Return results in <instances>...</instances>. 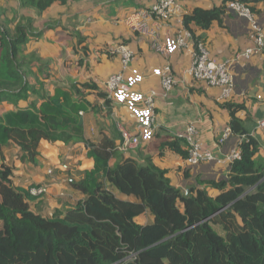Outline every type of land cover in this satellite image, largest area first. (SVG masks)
I'll list each match as a JSON object with an SVG mask.
<instances>
[{
    "label": "trees",
    "instance_id": "1",
    "mask_svg": "<svg viewBox=\"0 0 264 264\" xmlns=\"http://www.w3.org/2000/svg\"><path fill=\"white\" fill-rule=\"evenodd\" d=\"M79 1L83 0H20L38 14ZM260 1L222 0L208 9L193 7L182 16L183 29L197 50V33L220 24L232 12L230 3L239 2L258 15ZM43 33L30 19L14 27L0 25V103L14 105L0 114V153L13 144L23 158L33 160L41 142L67 145L77 138L93 167L73 172L77 180L71 185L84 199L46 217L31 209L28 190L18 192L11 184V168L0 163V264H264V158L260 143L237 116L244 106L230 100L222 104L239 150L227 174L204 180L196 176L182 190L153 163L155 155L165 152L187 160L182 138L156 129L138 159L119 151L124 138L111 121L105 128L108 134L104 123L97 124L99 140L84 138L80 113L105 119L116 104L96 82L59 84L53 95L40 97L38 105L18 107L33 90L29 75L39 61L25 59L21 47ZM183 178H190L189 170ZM146 214L150 222H136Z\"/></svg>",
    "mask_w": 264,
    "mask_h": 264
},
{
    "label": "crops",
    "instance_id": "2",
    "mask_svg": "<svg viewBox=\"0 0 264 264\" xmlns=\"http://www.w3.org/2000/svg\"><path fill=\"white\" fill-rule=\"evenodd\" d=\"M178 2L179 11L170 20H156L150 15L149 9L142 16L141 24L143 27L137 28L141 31V36L137 35L136 37L135 30L125 32L127 33L126 42L130 44V49L134 53V59L126 74V82L130 84L131 92L139 96H146L151 92L158 93L155 100V130L163 129L170 135L175 136L183 132L186 126L193 125L196 130V138L202 148L209 150L217 160L191 167L187 160H182L170 152H165L161 157L155 155L153 163L160 169L167 171V177L176 187H180L181 183L188 185L189 181L192 182L191 178L194 179L196 176H200V179L204 180L210 177L218 178V175L222 172L227 173L229 163L225 161V158L236 146V139L232 136L225 141H221L223 131L228 128L229 115L222 107L223 102L218 100L220 90L212 88L204 82L195 81L187 73L196 52L194 42L192 40L187 41V47L183 49L177 48L175 45L177 33L184 30L182 16L185 13L193 7L208 9L219 6L222 0H179ZM129 3V0H118L116 3H111L110 7H113L112 12H115L117 8L125 11V7ZM120 4H123V6L120 7ZM136 5H139L138 0H133L131 6L136 7ZM256 9L259 11V14L256 15L257 21L264 27V0L258 3ZM106 25L114 30V23L109 22ZM248 35V22L233 12H229L220 24L215 23L209 30L197 33L198 44L205 48L210 59L217 63H227L229 65L234 83V94L230 101L244 106V111L239 112L237 116L245 122L246 129L251 136L258 140L261 150L264 151V130L256 128V122L264 116V101L256 99L258 95L264 94V53L251 56L247 60L230 63L235 53L250 45ZM119 68L118 59L115 56H107L99 62L97 71L103 74L100 75L98 72L102 79L105 77L104 82H106L105 80L110 75L118 72ZM166 70L174 78L175 84L171 92L164 98L160 96V75ZM93 81L98 84V81L94 79ZM112 99L116 103L115 108H113L112 115L105 118L106 120L97 117L93 113L81 116L85 139L91 141L100 139V130L97 125L99 122L104 123L102 128L108 134L110 130L106 131L105 128L110 121L116 125L117 131L122 134L124 141L126 138L137 136V113L133 112L127 102ZM135 104L136 109L140 110L142 105L140 103ZM18 107L24 108L26 106L19 105ZM9 110H13V107ZM148 141L140 139L138 145L130 149V152L124 151L121 153L124 157L138 159L140 148L146 145ZM64 147H67L64 150V156L69 163L57 168L58 159L54 158L53 154L46 153L45 150L59 151ZM79 147L75 150L74 146H65L62 143L41 142L39 144L35 162L42 156L46 160L50 159L51 165L62 171L60 173H56L55 168V171L52 168V172L49 173L47 167H44L43 170H36L37 167H33L34 173L29 175L30 171L24 169L27 163L26 160L20 162V158L13 156L15 154H11V151H15L16 154L20 153L19 147L13 144L2 148L0 163H4L11 169L13 168V176L10 177V180L13 181L11 184L22 194L31 186H40V184L49 186L46 198H42L43 200L36 199L35 202L28 203L33 211L50 217L56 212L61 213L74 207L78 201L84 199L71 185L72 180H77L73 172L90 170L93 167V161L86 157V149L83 143ZM42 149L44 150L42 151ZM259 154L264 158L261 151ZM115 162L116 160L112 164ZM36 164L38 165V162ZM205 165L211 166L207 167ZM186 170H189L191 174L188 182L183 178ZM61 175L66 176V178L63 179ZM211 195L214 196L215 193L212 192ZM42 196L33 198H41ZM140 217L136 219L137 223H148H140ZM149 219L150 222L152 220L150 215Z\"/></svg>",
    "mask_w": 264,
    "mask_h": 264
},
{
    "label": "rangeland",
    "instance_id": "3",
    "mask_svg": "<svg viewBox=\"0 0 264 264\" xmlns=\"http://www.w3.org/2000/svg\"><path fill=\"white\" fill-rule=\"evenodd\" d=\"M153 1L154 0H138L139 5L132 7L133 0H129L130 3L125 7V11L117 8L115 12H112L113 7H110L111 2L83 0L71 3L66 7L54 5L45 13L38 14L33 9L23 7L20 0H0V14H3V17L0 19V25L5 22L9 27H14L17 24H26V21L30 19L31 25L35 30H43L44 32L38 40L29 39L28 43L21 47L24 49L22 53L25 59L33 57L39 59V61L33 65L29 75V83L31 86L33 85V90L28 93L27 100L20 101L18 106H27L30 103L38 105L40 97L53 95L54 87L59 84H64V86L68 87L73 82L83 83L91 79L93 81L94 79L98 81L99 86L104 89L105 77L103 76L104 79H102L100 75L103 74L97 71L99 62L107 56H115V58L118 59L116 49L121 45L130 49V44L127 43L125 39L127 34L125 32H132L135 30L134 33L136 37L137 35L141 36V31L137 30V28L143 27L141 24L142 16L148 12ZM178 1L179 0H176L177 3H179ZM122 6L123 4H120V7ZM109 22L114 23V30L107 27L106 24ZM258 24L263 27L260 22ZM50 27L51 29H49ZM109 97L111 99L114 98V96L110 94ZM87 98L91 101L94 100L92 96ZM8 107H13L14 109V105L9 101L0 103V114L8 111L10 109H8ZM73 133L77 135L76 130H74ZM80 144V140L75 138V140L65 146H74L76 150L80 148ZM135 147L126 149L125 152H130V149ZM66 148L67 147H64L59 151H51V149L45 150L46 153H51L54 158L58 159L59 163L57 168H60L63 164L69 163L64 156V150H66ZM43 150L44 149H42V151ZM20 153L16 154L15 151H11V154H15L13 156L20 158V162L24 159L26 160L27 163L24 169L30 171L29 175H33V167H37L36 170H43L44 167H47L49 168V173L50 171L52 172V168L53 171L56 170V173L62 172L59 171L60 169L58 170L51 165L50 159L46 160L45 157L42 156L36 161L38 162L37 165L35 162L36 157L30 160L28 158H23L22 154L20 156ZM261 154L264 156V151L261 150ZM205 166L209 167L211 165ZM13 171L12 168V176ZM226 174V172H222L218 175V178H223ZM61 177L63 179L66 178L64 175H61ZM191 180L192 182L189 181L188 185L193 183L194 180L192 178ZM185 181L188 182V180ZM11 183H13V181H11ZM40 185L46 186L49 190L47 184ZM186 186V184L183 185V183H181L179 188L185 190ZM47 193L48 192L41 198H33L30 196L26 199L29 203H33L36 199L41 200L42 198H46ZM149 220V215L147 214L139 219L140 223L149 222ZM215 231L218 234H222V230L219 226L215 227Z\"/></svg>",
    "mask_w": 264,
    "mask_h": 264
},
{
    "label": "built area",
    "instance_id": "4",
    "mask_svg": "<svg viewBox=\"0 0 264 264\" xmlns=\"http://www.w3.org/2000/svg\"><path fill=\"white\" fill-rule=\"evenodd\" d=\"M230 10L236 15L244 18L249 24V41L250 45L244 50L234 54L231 62L247 60L251 56L261 54L264 51V28L258 24L256 16L250 9L239 3H230ZM150 15L158 21L170 20L178 11L179 4L176 0H154L150 8ZM191 40V35L188 31L183 30L177 33L175 45L177 48L183 49L187 47V41ZM120 70L108 77L105 82V88L108 94L120 102L128 103L133 112L138 115L137 136L126 138L119 151L124 152L126 149L138 145L139 140H150L156 128L155 121V100L158 93L151 92L146 96L134 95L130 90V84L126 82V74L134 59L133 52L124 45L116 49ZM187 73L198 82H204L212 88L220 90L218 100L226 102L232 99L234 94V83L229 71L227 63H217L210 59L205 48L198 44L197 50L193 55L192 62ZM161 93L160 96L166 97L175 84L172 75L166 70L161 73ZM259 101H264V94L256 97ZM135 103H140V110L136 109ZM83 114L80 113V116ZM256 128L264 130V116L256 122ZM182 138L188 148L187 162L191 167L199 166L200 164H208L217 161L213 154L200 145L196 138V130L193 125L186 126L183 132L176 135ZM231 136V131L226 128L223 131L221 141L227 140ZM239 157V150L235 146L226 156V162L230 163ZM46 186H33L29 188V195L32 197H40L47 192Z\"/></svg>",
    "mask_w": 264,
    "mask_h": 264
},
{
    "label": "bare ground",
    "instance_id": "5",
    "mask_svg": "<svg viewBox=\"0 0 264 264\" xmlns=\"http://www.w3.org/2000/svg\"><path fill=\"white\" fill-rule=\"evenodd\" d=\"M31 187H33V186H31ZM31 187H29V188H31ZM28 192H29V189H28Z\"/></svg>",
    "mask_w": 264,
    "mask_h": 264
}]
</instances>
